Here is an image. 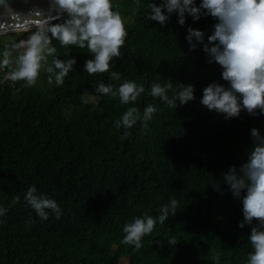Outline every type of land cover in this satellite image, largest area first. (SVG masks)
Listing matches in <instances>:
<instances>
[{
	"label": "trees",
	"instance_id": "1",
	"mask_svg": "<svg viewBox=\"0 0 264 264\" xmlns=\"http://www.w3.org/2000/svg\"><path fill=\"white\" fill-rule=\"evenodd\" d=\"M113 3L128 36L108 72L89 74L87 48L54 40L59 58L77 59L62 85L49 84L45 72L31 87L0 75V204L8 208L0 218V264H244L252 226H238L241 201L213 190L212 182L246 160L250 129L264 132V115L241 111L225 119L200 103L208 83L226 82L202 45L191 50L185 35L191 25L206 42L213 17L188 16L181 26L173 14L161 26L146 18L147 0ZM27 35L1 34L11 37L0 39V48ZM124 79L146 89L164 79L192 83L195 99L174 109L142 94L135 106L142 112L151 102L158 111L147 129L138 122L124 136L114 121L132 104L96 91L98 82L118 87ZM32 184L61 205L58 219L50 212L41 221L26 206L23 194ZM173 196L177 212L157 223L140 249L122 242L126 222L157 215Z\"/></svg>",
	"mask_w": 264,
	"mask_h": 264
},
{
	"label": "clouds",
	"instance_id": "2",
	"mask_svg": "<svg viewBox=\"0 0 264 264\" xmlns=\"http://www.w3.org/2000/svg\"><path fill=\"white\" fill-rule=\"evenodd\" d=\"M135 4L139 6L141 0H135ZM51 6L57 10L56 17L40 19L34 29H26V38L11 39L0 48L3 80L23 81L24 86L31 87L36 85L41 72H45L49 84L62 85L77 59L75 56L59 58L54 40L61 46L87 48L92 55L85 60L83 69L89 74L108 72L113 58L121 56L128 31L126 20L114 7L113 0H51ZM146 9V18L161 26L173 14L181 26L188 16L194 21L213 17V31L207 35L206 42L204 31L191 25L185 35L191 50L202 45L208 63L221 67V78L226 82L208 83L202 89L200 103L210 111L223 114L225 119L238 117L241 111L264 115V0H147ZM51 19L60 22L50 23ZM111 76L120 79L116 71ZM194 89L192 83L180 82L174 86L171 79L154 81L147 89L144 83L134 79H124L118 87L111 82L96 85L98 93L118 97L121 105L132 104L114 121L115 128L124 129V136L138 122L141 128L147 129L158 111V106L151 102L142 112L135 106L134 102L142 94L159 98L165 106L176 109L195 99ZM250 136L252 143L246 160L238 167L229 166L220 180L212 182V188L219 193L228 191L241 201L243 220L238 226H252L248 240L253 250L244 264H264V132L252 127ZM23 199L41 221L47 220L50 212L57 219L62 215L57 200L39 191L35 184L24 191ZM19 200L17 195L13 202ZM178 206L179 201L173 196L160 205L157 215L134 216L123 226L122 242L140 249L142 238L157 223L163 224L170 214L174 215ZM7 212L8 208L0 204V218Z\"/></svg>",
	"mask_w": 264,
	"mask_h": 264
},
{
	"label": "water",
	"instance_id": "3",
	"mask_svg": "<svg viewBox=\"0 0 264 264\" xmlns=\"http://www.w3.org/2000/svg\"><path fill=\"white\" fill-rule=\"evenodd\" d=\"M57 15L51 0H4L0 3V35L26 31L30 27L34 29L40 19ZM54 20L51 19L50 23Z\"/></svg>",
	"mask_w": 264,
	"mask_h": 264
},
{
	"label": "rangeland",
	"instance_id": "4",
	"mask_svg": "<svg viewBox=\"0 0 264 264\" xmlns=\"http://www.w3.org/2000/svg\"><path fill=\"white\" fill-rule=\"evenodd\" d=\"M11 36H0V39L2 40V41H5V40H8V38H10ZM13 37H15V38H17L18 37V35H13ZM26 38V37H25Z\"/></svg>",
	"mask_w": 264,
	"mask_h": 264
},
{
	"label": "built area",
	"instance_id": "5",
	"mask_svg": "<svg viewBox=\"0 0 264 264\" xmlns=\"http://www.w3.org/2000/svg\"><path fill=\"white\" fill-rule=\"evenodd\" d=\"M3 72H0V75L2 74Z\"/></svg>",
	"mask_w": 264,
	"mask_h": 264
}]
</instances>
